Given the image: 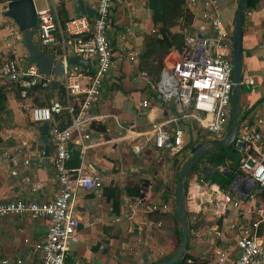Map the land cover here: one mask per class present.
Returning a JSON list of instances; mask_svg holds the SVG:
<instances>
[{
	"label": "crops",
	"instance_id": "1",
	"mask_svg": "<svg viewBox=\"0 0 264 264\" xmlns=\"http://www.w3.org/2000/svg\"><path fill=\"white\" fill-rule=\"evenodd\" d=\"M85 1L89 5L97 3V0ZM149 1L114 0L109 36L116 60L94 108L95 114H114L122 123L136 125L134 130L138 133L149 131L154 121L167 116L164 105L151 89L134 81V75L141 68V56L147 49L146 39L158 28L152 21ZM244 1H222L221 20L231 37L228 47L222 50L232 58L235 19ZM0 4L3 11L6 0ZM66 8V16L79 15L72 0L66 1ZM129 25L134 35L123 40V29ZM173 31L180 32L178 27ZM134 50L139 63L118 59L119 54ZM176 57L175 49L162 50L150 57L148 64H157L160 59L166 63ZM240 60L243 80L238 87L239 122L255 125L264 138V0L245 10ZM90 68H94L92 63ZM249 76L255 77L253 84ZM144 99H148L154 109H143ZM26 107H22L24 111ZM7 109L0 117V201L36 198L48 202L58 189L56 172L49 158L55 146L50 141L49 157L45 156L42 164L36 157L32 160L33 182H26L21 175L12 176L14 163L5 155L7 147L13 146L15 141L27 142V148L40 153L44 146L38 143L39 133L34 131L36 124L31 121L30 113L29 117L27 112L13 116L9 110L13 108L8 106ZM21 118L25 120L23 129H30L28 135L15 131L20 127ZM65 122L64 117H58L59 126ZM90 134L89 147L81 152L79 163L83 159L87 170L101 176L105 184L99 191L82 190L75 200L82 225L77 241L70 246L69 260L76 264H161L170 260L179 248L178 234L183 230L176 214L182 172L193 155L187 152L164 154L161 165L156 164V155L149 147L144 156H137L131 150L133 141L123 138L125 133L119 131L113 118L94 123ZM184 141L185 149H192L204 141L214 140L203 130L188 125ZM220 149L207 148L186 182L185 218L189 239L185 253L193 262L184 264H233L239 255L237 238L257 219L255 207L264 205V191L249 187L240 179L243 173L239 160L230 155L234 154L230 149L225 160L219 161V154L224 152ZM12 154L18 155L17 151ZM204 167L213 172H203ZM219 167L225 171L221 172ZM33 187H37V191L34 192ZM49 224L47 219L28 215L0 219V261L9 259L10 264H17L18 259L28 257L32 264H39L40 253L33 246L44 239ZM258 234L264 241V224ZM25 239L31 241L30 245L24 243Z\"/></svg>",
	"mask_w": 264,
	"mask_h": 264
},
{
	"label": "built area",
	"instance_id": "2",
	"mask_svg": "<svg viewBox=\"0 0 264 264\" xmlns=\"http://www.w3.org/2000/svg\"><path fill=\"white\" fill-rule=\"evenodd\" d=\"M66 1L69 0H46L47 5L42 9H36L34 4L38 42L43 50L55 55V61H62L61 79L57 80L53 71L43 74L38 65L28 62L26 57L8 58L0 66V80L12 83L22 101H33L38 87L45 93L39 98L41 104L33 101L26 108L31 121L38 124L49 122L52 126L50 141L55 149L48 157L58 184L52 200L42 202L36 198H11L0 201V219L28 215L49 220L44 239L33 246L40 253L39 264H76L69 260L70 246L77 241L82 225L75 200L82 190H102L105 182L101 176L87 170L83 159L77 166H70L69 162L74 157L73 149L81 153L89 147L90 130L94 123L113 118L119 131L125 133L123 138L133 141L131 150L134 154L142 157L149 147L156 155V164L161 165L164 154L187 152L192 156L191 149H185L184 134L188 125H194L218 141L227 133L232 115L233 58L222 50L228 47L231 40L221 20L223 0H185L183 8L191 15V23L182 29L187 33L184 34L181 50L175 49L177 57L164 63L157 74L140 68L134 75V81L151 89L167 114L164 119L154 121L149 131L141 133L134 130L136 125L124 124L114 114L94 112L116 60L109 36L113 27L114 0H97L90 5L95 9L93 18L66 16ZM133 35V27L129 25L123 29L121 39ZM16 37L20 39L19 33ZM73 56L88 60V66L84 68L69 63ZM124 58L133 63L140 62L135 50L118 55L119 60ZM90 63L94 65L93 69ZM254 80V76H249L251 84ZM54 81L60 83L56 89L53 88ZM51 89L54 90L52 93ZM142 108L154 109L148 99H144ZM64 114H67L70 123L61 127L58 117ZM238 142L243 143L238 149L242 153L239 167L243 175L239 176L240 179H244L247 186L264 191L262 133L255 125L243 122L235 144ZM70 143L75 146L70 148ZM27 147V142L15 141L13 146L7 147L5 155L14 163L11 175L24 176L25 181L31 183L32 160L36 157L42 164L45 153ZM14 151H17V156L12 154ZM219 169L225 171L223 167ZM37 189L33 187L32 190L35 192ZM234 205L238 206V203ZM254 212L257 219L244 228L236 240L239 255L233 264H264V241L258 234L264 224V205L255 207ZM24 243L30 245L31 241L25 239ZM10 262L9 259H2L0 264ZM187 262L193 261L188 259ZM17 264L32 263L26 257L25 260L18 259Z\"/></svg>",
	"mask_w": 264,
	"mask_h": 264
},
{
	"label": "water",
	"instance_id": "3",
	"mask_svg": "<svg viewBox=\"0 0 264 264\" xmlns=\"http://www.w3.org/2000/svg\"><path fill=\"white\" fill-rule=\"evenodd\" d=\"M76 6V10L79 15L88 16L93 18L95 15V9L86 3L85 0H72ZM247 8V0L242 4V8L236 15L235 29L233 36V93H232V115L230 118V126L227 130L225 137L219 141H204L196 147L191 149L193 159L188 161L182 172L181 180V192L179 195V202L176 208V214L182 224V236L179 248L176 254L168 261L161 264H177L180 262L182 256L187 250V242L189 239V227L185 218L186 206V182L188 176L194 166L203 157L207 148L219 147L220 151L231 150V153L236 154L238 149L243 146L242 142L235 144L237 133L240 127L239 117L241 114V106L239 103L238 87L242 83V64H241V48H242V26L244 21L245 10ZM2 16L14 21L18 28V33L21 38V42L27 51L26 59L30 63H36L43 74H50L54 72L55 78L61 79L63 77V63L58 60L55 61V55L53 53L46 52L40 47L35 37L37 35L38 19L32 0H6V8L1 12ZM201 36V35H199ZM69 63L83 66L86 68L89 64L88 60H84L79 56H73L69 59ZM59 81H54L53 88L56 89L59 85ZM52 126L49 122H44L37 127L39 133V145L44 146L45 156L48 157L50 153V130ZM70 148L73 147L70 143ZM80 151L73 149V155L75 157L80 156ZM211 174L212 169L207 167L203 168V172ZM240 176V175H239Z\"/></svg>",
	"mask_w": 264,
	"mask_h": 264
},
{
	"label": "trees",
	"instance_id": "4",
	"mask_svg": "<svg viewBox=\"0 0 264 264\" xmlns=\"http://www.w3.org/2000/svg\"><path fill=\"white\" fill-rule=\"evenodd\" d=\"M5 0H0V2ZM259 0H247V7L254 6ZM185 0H150L149 1V9L151 11V17L153 23L158 27L157 30L154 29V33L148 36L146 39L147 49L141 56V68L148 69L153 73H159L163 68V61L158 60L157 64L150 66L148 64V60L150 57L154 56L156 53L158 54L160 51H171L172 49L181 50L184 35L181 32L173 31L176 27H181V29L185 27H189L191 23V15L183 8ZM166 54V53H165ZM13 57V56H11ZM1 66V64H0ZM11 86L10 91L15 92V96L21 100L19 97L18 91L14 88L12 83H1L0 81V116L7 112V102H8V93ZM62 88H59V91L62 92ZM41 89L39 87L36 89V96L41 93ZM54 90L51 89L50 93ZM35 102L37 104H41L39 98H35ZM65 119V124L61 127H65L70 123V119L67 114L63 116ZM62 119V118H61ZM1 130V124H0ZM229 151V150H227ZM227 151L223 152V154H219L218 160L223 161L226 158ZM70 166L79 165V158L73 157L69 162ZM140 194V191L136 193ZM182 232L178 234L179 242L181 240ZM191 256L188 253H185L180 262L177 264H184Z\"/></svg>",
	"mask_w": 264,
	"mask_h": 264
},
{
	"label": "rangeland",
	"instance_id": "5",
	"mask_svg": "<svg viewBox=\"0 0 264 264\" xmlns=\"http://www.w3.org/2000/svg\"><path fill=\"white\" fill-rule=\"evenodd\" d=\"M34 4H35L36 9H42V8L46 7L47 2H46V0H34ZM2 7L3 6L0 4V64H2L3 61H5L6 59L11 58V56H13L15 58H20V57H26V55H27V51L21 42V38L17 39V37H16L17 33H18L17 26L15 25L14 21L2 16V14H1ZM178 28H179V31L181 33H183V35L187 33V32H185V30H182L181 27H178ZM198 29L199 28L197 27L196 30H198ZM35 39H36V41H38L37 35H36ZM0 81H1V83H5L2 80H0ZM10 90H11V86L9 89L8 102H7V107L9 106V107L13 108V109H9L12 112L11 115H13L14 113H15V115H16V113H17V115H19L20 113H22L24 115V113L27 112L28 117H29V110L25 109L26 111H24L23 108L26 107L27 105H29L31 102H33V101L35 102V99L33 101H22L15 96L14 91H10ZM44 94L45 93L41 91V93H39V95H37L36 97L41 98ZM24 121L25 120L23 118L20 119V122H19L20 125H18L20 127H18L15 130L17 134L23 133L24 135H26V134L28 135L30 133V129H28V128L23 129V126L25 124ZM35 124L36 125L34 127V131H37V127L40 124H38V123H35ZM225 133L226 132H224V134ZM230 155L234 156V158L236 160H239L242 156V153L237 152L236 154H230ZM243 205H244V203H243Z\"/></svg>",
	"mask_w": 264,
	"mask_h": 264
}]
</instances>
